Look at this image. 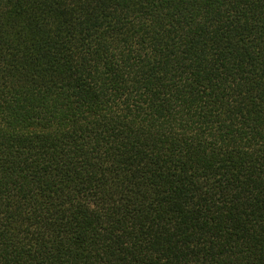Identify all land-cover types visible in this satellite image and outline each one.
Masks as SVG:
<instances>
[{"label": "trees", "instance_id": "trees-1", "mask_svg": "<svg viewBox=\"0 0 264 264\" xmlns=\"http://www.w3.org/2000/svg\"><path fill=\"white\" fill-rule=\"evenodd\" d=\"M0 264H264V0H0Z\"/></svg>", "mask_w": 264, "mask_h": 264}]
</instances>
